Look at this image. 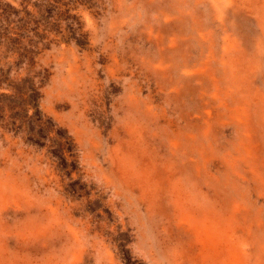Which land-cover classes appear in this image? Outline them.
Instances as JSON below:
<instances>
[{
	"label": "rangeland",
	"instance_id": "rangeland-1",
	"mask_svg": "<svg viewBox=\"0 0 264 264\" xmlns=\"http://www.w3.org/2000/svg\"><path fill=\"white\" fill-rule=\"evenodd\" d=\"M0 264H264V0H0Z\"/></svg>",
	"mask_w": 264,
	"mask_h": 264
}]
</instances>
